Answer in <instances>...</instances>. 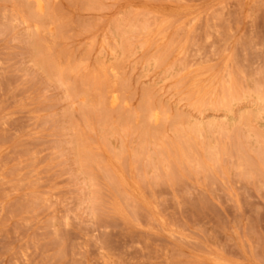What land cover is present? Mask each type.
I'll return each mask as SVG.
<instances>
[{"label": "rangeland", "instance_id": "374dc122", "mask_svg": "<svg viewBox=\"0 0 264 264\" xmlns=\"http://www.w3.org/2000/svg\"><path fill=\"white\" fill-rule=\"evenodd\" d=\"M56 2L30 35L0 0V264H264L254 109L196 129L264 97V0Z\"/></svg>", "mask_w": 264, "mask_h": 264}, {"label": "bare ground", "instance_id": "6f19581e", "mask_svg": "<svg viewBox=\"0 0 264 264\" xmlns=\"http://www.w3.org/2000/svg\"><path fill=\"white\" fill-rule=\"evenodd\" d=\"M8 1L10 2V0ZM56 1L57 0H13L12 6L14 8L11 7L12 13H11L10 20L15 25L22 24V25L27 26L28 24H31L29 26H32V27L31 28L28 27V30H27L28 34L30 35L33 33H36V35L51 34L54 32L55 28L53 24L48 21V18L50 17V11H54V7H52V4L55 3ZM8 12L10 13V11ZM153 66H154V63H151L147 68L151 69L153 68ZM108 102H109V106L116 107L117 105L120 104V98L116 94L112 93L108 98ZM248 107H252L254 109L256 113V122L258 123L260 127L264 129V97H260L255 94L245 95L238 100L234 99L230 101L228 107L222 108L221 113L219 115L217 114L213 116L214 119H220V120L224 119L225 122H220L216 124L215 121H209V115L207 114V112L210 111L211 109L206 108L205 111L200 112L196 116V119H197L196 129L199 132L208 133L209 131L213 129L221 130L222 128L224 129V127L232 128L233 126L239 125L243 122L248 112ZM144 119L145 120L147 119V122L149 123L158 124L163 119V117L160 112L153 110L149 113L148 117H146V114H145ZM209 146H212L214 147V149H217V144L215 141H212V140L209 141ZM89 178L84 179V184H85L86 189L88 190V204L94 205L96 203L97 198L94 196V191H93L94 183ZM51 228L53 231H56V227H55L53 219H52ZM100 255H101V258L104 257L102 256V253ZM23 257H24L25 264H29V260H28L29 255L24 253ZM112 257L111 256L110 258L105 257L104 259H102L104 260L103 263L104 264H114V261L111 259ZM15 258L17 260L16 256ZM115 260L117 261L116 258Z\"/></svg>", "mask_w": 264, "mask_h": 264}]
</instances>
